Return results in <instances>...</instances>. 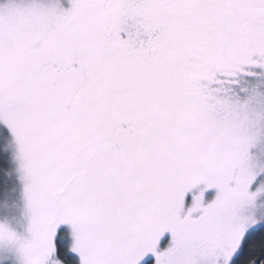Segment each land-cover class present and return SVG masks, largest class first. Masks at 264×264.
<instances>
[{
  "label": "rangeland",
  "instance_id": "obj_1",
  "mask_svg": "<svg viewBox=\"0 0 264 264\" xmlns=\"http://www.w3.org/2000/svg\"><path fill=\"white\" fill-rule=\"evenodd\" d=\"M67 1L69 11L56 0H0L1 25L24 28L15 40L22 52L6 59L23 82L19 95L0 83V126L19 180L4 194L0 264H33L31 254L52 263L61 231L80 264H230L243 239L264 227V69L230 112L183 128L187 142H174L165 154L174 161L165 162L147 148L154 108L170 66L199 35L191 25L200 0ZM220 39L208 48L215 69L256 63L254 39L244 47L234 34ZM106 113L121 130L122 155L112 153L107 172V162L93 166L86 155L85 180L103 174L68 186L76 151ZM33 120L36 139L27 130ZM139 157L151 161L148 170L137 169Z\"/></svg>",
  "mask_w": 264,
  "mask_h": 264
},
{
  "label": "trees",
  "instance_id": "obj_2",
  "mask_svg": "<svg viewBox=\"0 0 264 264\" xmlns=\"http://www.w3.org/2000/svg\"><path fill=\"white\" fill-rule=\"evenodd\" d=\"M58 1L65 10L69 11L71 5L67 0ZM246 6L248 9L244 10ZM197 7L199 8L198 19L194 25L191 23V29H196L199 35L195 36V43L190 50L182 54L175 61L176 63L170 66L168 80L161 92L159 103L155 105V118L150 127L151 134L147 148L153 153L160 150L164 155L165 162L168 163H172L174 160L171 155H165L167 154L166 150L172 147L176 141L177 144L184 145L188 140L185 137L184 139L180 138L179 133L183 128L189 133L192 131V125L194 123L200 125L206 116L215 117L230 112L234 106L240 104L243 92L256 86L259 81L258 77L261 76L259 67L264 69V40H262L264 38V25L262 24L264 0H214L210 4L208 0H200ZM14 24L12 27H6L0 23V80L8 95L18 96L23 82L13 74L12 67L9 66L10 63H6V59L12 57L15 60L17 54L22 52V48L18 44L15 47L16 35L21 32L22 26L18 22ZM213 26L217 28V33L214 36L211 35ZM202 33L203 35H201ZM233 34L238 38V44L241 47H244L248 38L254 39L258 59L256 63L249 61L250 64H246V67H240V71L236 68L217 70L212 66L208 48L213 42L220 39L219 35L225 39ZM222 38L220 40H223ZM261 58H263L262 66L258 65ZM4 84L7 87H4ZM139 107L144 111L146 118L151 114L148 107L143 109L140 101ZM117 109L112 108L110 111L115 115L119 112ZM258 109L260 108L258 107ZM262 113H264V106ZM111 117V114L106 113L96 119L97 122L91 130L90 138L83 147L81 146L76 151L74 176L68 186L76 185L81 181L93 183L103 174V169H98V171L90 173V181L85 180L88 176L83 175L86 173L83 170L89 166L83 159L86 155V160L93 166L95 164L98 166L100 164L98 162L101 161L107 162L106 172L112 160V153L115 159L122 155L124 141L118 136V132L121 130L119 128L115 130ZM140 118H144L143 115ZM252 119V116H248L245 122H251ZM240 121V118L231 120L230 125L236 127ZM27 124L30 125L29 121ZM27 130L28 134L35 139L40 134L38 133L40 129L35 122ZM7 146L6 136L0 126V213L3 209L4 199L9 196L5 197V195L11 192V181L13 180V190L19 184L15 173L16 168L9 156ZM139 161L141 162L137 169L151 167V161L149 162L145 158L143 160L142 157H139ZM142 180L137 182L135 190L136 196L140 198H143L144 191H146ZM7 181L9 182L7 183ZM35 231L38 234V240H42L43 232L38 228H35ZM31 238H33V234ZM241 244L240 250L230 264H264V227L254 229L243 239ZM40 255L43 257L46 254L41 253ZM30 258L33 264H39L37 262L39 260H35L39 258L38 254L36 258H33L31 254ZM50 259H52L50 264H79L77 258L69 252L67 237L63 231L59 232L54 240ZM145 264H153V261L147 260Z\"/></svg>",
  "mask_w": 264,
  "mask_h": 264
}]
</instances>
